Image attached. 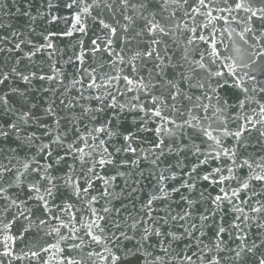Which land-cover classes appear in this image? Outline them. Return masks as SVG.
<instances>
[{
  "label": "snow or ice",
  "instance_id": "6c2138e0",
  "mask_svg": "<svg viewBox=\"0 0 264 264\" xmlns=\"http://www.w3.org/2000/svg\"><path fill=\"white\" fill-rule=\"evenodd\" d=\"M0 264H264V0H0Z\"/></svg>",
  "mask_w": 264,
  "mask_h": 264
}]
</instances>
